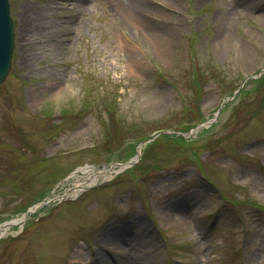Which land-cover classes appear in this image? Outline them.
Instances as JSON below:
<instances>
[{
    "label": "rangeland",
    "instance_id": "obj_1",
    "mask_svg": "<svg viewBox=\"0 0 264 264\" xmlns=\"http://www.w3.org/2000/svg\"><path fill=\"white\" fill-rule=\"evenodd\" d=\"M9 5L0 264H264V0Z\"/></svg>",
    "mask_w": 264,
    "mask_h": 264
},
{
    "label": "water",
    "instance_id": "obj_2",
    "mask_svg": "<svg viewBox=\"0 0 264 264\" xmlns=\"http://www.w3.org/2000/svg\"><path fill=\"white\" fill-rule=\"evenodd\" d=\"M12 47L13 26L9 3L8 0H0V81L4 79L10 68Z\"/></svg>",
    "mask_w": 264,
    "mask_h": 264
},
{
    "label": "bare ground",
    "instance_id": "obj_3",
    "mask_svg": "<svg viewBox=\"0 0 264 264\" xmlns=\"http://www.w3.org/2000/svg\"><path fill=\"white\" fill-rule=\"evenodd\" d=\"M21 60H22V58H21ZM87 174L90 175V177H89L90 181H93V180L100 181L101 179H103V177L101 176V173L88 171ZM73 193H74V191H73Z\"/></svg>",
    "mask_w": 264,
    "mask_h": 264
}]
</instances>
